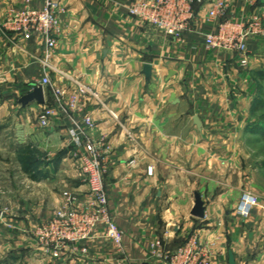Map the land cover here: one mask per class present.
Instances as JSON below:
<instances>
[{
	"label": "crops",
	"instance_id": "crops-1",
	"mask_svg": "<svg viewBox=\"0 0 264 264\" xmlns=\"http://www.w3.org/2000/svg\"><path fill=\"white\" fill-rule=\"evenodd\" d=\"M22 1L0 0V16ZM132 1L60 0L64 27L54 58L60 70L102 94L103 103L88 102L87 108L97 122L96 135L108 144L110 208L125 232V252L99 234L80 247L66 248L59 259L35 253L34 264H160L152 244L173 252L193 233L212 247L213 264H230V251L235 264H264V238L256 239L250 231L254 223L244 222L249 217L244 220L234 210L242 194L240 184L232 182L235 173L227 168L232 160L213 149L238 146L244 140L214 138L222 125L216 126L211 118L216 112L217 69L228 68L241 84L251 82L254 71H264V37L249 39L250 67L240 72L235 54L205 44L207 32L222 21L209 18L212 0L196 6L197 21L181 41L131 17ZM34 3L40 5L41 0ZM252 13L264 14V0H235L228 17L242 20ZM40 54L37 43L0 29V81L8 84L4 95L22 88L21 98L33 90L42 76ZM147 63L152 65L149 80L144 75ZM53 77L58 83L57 75ZM44 91L46 96L50 90ZM12 99L0 102V111ZM24 112L14 124L22 145L52 150L67 146L63 126L53 124L41 131ZM230 127L245 130L238 124ZM59 165H47L53 179L37 208L44 215L38 222L62 204L65 192L85 196L88 191L85 181L76 182L80 168L74 167L66 149ZM196 193L206 205L204 218L191 214Z\"/></svg>",
	"mask_w": 264,
	"mask_h": 264
},
{
	"label": "built area",
	"instance_id": "built-area-1",
	"mask_svg": "<svg viewBox=\"0 0 264 264\" xmlns=\"http://www.w3.org/2000/svg\"><path fill=\"white\" fill-rule=\"evenodd\" d=\"M206 0H133L129 15L162 32L166 37L181 41L184 34L196 23V6ZM235 0H212L208 15L210 19H222L217 29L207 32L205 44L211 50H225L235 54L240 67L250 62L248 41L252 35L264 37V14L252 13L242 20L229 18ZM64 8L60 0H23L10 6L0 16V29L4 34L20 38L24 42L39 45L37 57L42 76L36 82L46 93L45 103L38 104V124L50 128L53 124L63 126L66 132L67 154L76 161L88 185L86 195L65 192L62 204L52 215L43 220L35 231L44 253L59 259L71 246L96 238L99 234L111 240L116 249L125 252V232L114 219L110 208L107 187V143L98 137L97 122L87 103H103L102 94L93 86L69 76L54 64L56 50L63 35ZM56 74L59 82H54ZM114 118L116 115L111 112ZM153 173V168H148ZM259 204L258 196L242 193L236 206L237 214L246 219ZM152 244L151 252L160 264H213L212 247L197 233L190 234L173 252ZM124 260V259H123Z\"/></svg>",
	"mask_w": 264,
	"mask_h": 264
},
{
	"label": "rangeland",
	"instance_id": "rangeland-1",
	"mask_svg": "<svg viewBox=\"0 0 264 264\" xmlns=\"http://www.w3.org/2000/svg\"><path fill=\"white\" fill-rule=\"evenodd\" d=\"M251 37L259 36L252 35ZM25 51L30 53L28 48ZM248 67H250V62ZM248 67L238 66L237 69L241 72ZM251 72L253 73V70ZM254 73L256 74H252L251 82L241 84L240 80L232 78L228 68L217 69L216 112L211 118L216 126L222 125V130L215 131L214 138L244 140L238 146L220 147L217 145L213 149L220 151L217 154L221 153L232 160L227 168L235 173L232 182L234 185L240 184V193L250 192L258 196L259 204L253 209L249 218L244 219V222L254 223L250 231H253L256 239H263L264 71H254ZM13 84L18 88L22 86L20 83ZM7 85L6 81H0V102L8 103V99L13 97L11 104L5 106V111L3 109L0 111V209L3 212L0 220V264H34L33 254L40 253L49 256L43 252L35 236L36 229L42 223L38 221L44 216L37 208L42 203L43 196L53 179L52 173L46 168L49 163L53 162L55 166H62L59 165L62 154L65 149L68 152L70 147L67 145L52 150L50 148L40 149L33 145H22L14 124L18 122L22 110H26L24 114H29L36 125L39 105L35 104L28 111L27 107L23 109L18 102L22 88L18 89V92H15L17 89L14 88L15 90L12 89L10 94L4 95ZM24 85L23 89L28 90L29 85ZM232 124L244 126L245 130H231L233 127L230 125ZM40 128L43 131L41 126ZM73 162L77 169L78 164L74 160ZM75 180L83 184L85 181L82 173H78ZM234 210L236 211V206ZM253 250L256 251L258 248L254 247Z\"/></svg>",
	"mask_w": 264,
	"mask_h": 264
},
{
	"label": "water",
	"instance_id": "water-1",
	"mask_svg": "<svg viewBox=\"0 0 264 264\" xmlns=\"http://www.w3.org/2000/svg\"><path fill=\"white\" fill-rule=\"evenodd\" d=\"M144 75L149 80L152 75V65L150 63L145 64L144 67ZM19 104H21L23 107H27L29 104H32L34 102H37L38 104L45 103V91L44 87L41 84H34L33 90L22 96L19 99ZM194 122L196 125H198L199 128L202 127V122L198 116L194 117ZM206 212V205L205 202L202 200V196L199 193L195 194V203L191 210V214L198 218H204ZM2 210L0 209V220L2 217ZM229 261L230 264H235L234 260V254L232 251L229 252Z\"/></svg>",
	"mask_w": 264,
	"mask_h": 264
}]
</instances>
